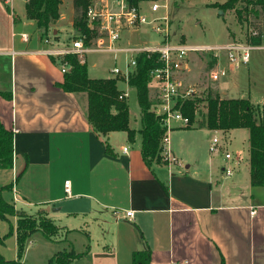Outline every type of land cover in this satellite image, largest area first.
I'll return each instance as SVG.
<instances>
[{
  "label": "crops",
  "instance_id": "1",
  "mask_svg": "<svg viewBox=\"0 0 264 264\" xmlns=\"http://www.w3.org/2000/svg\"><path fill=\"white\" fill-rule=\"evenodd\" d=\"M13 6L0 0V119L14 134L13 166L0 168V186H11L3 191L6 201L28 214L44 212L68 231L75 251L89 246L72 264H133V252L145 245L150 264H264V186L251 182L249 130L243 131V158L228 147L234 131L245 128L226 131V142L219 138L221 149L212 153L205 129L176 124L169 147L177 162L146 163L141 128H134L133 140L127 131L96 132L87 118L86 93L60 87L65 73L48 49L71 46V37L61 33L62 13L54 38L27 18L26 6L23 17L15 0ZM72 18L74 28V2ZM78 35L75 28L71 36ZM228 166L231 175L224 171ZM128 209L133 217H125ZM17 220L0 216L5 260L19 259ZM34 237L21 258L25 263L49 264L66 248L54 237Z\"/></svg>",
  "mask_w": 264,
  "mask_h": 264
},
{
  "label": "trees",
  "instance_id": "2",
  "mask_svg": "<svg viewBox=\"0 0 264 264\" xmlns=\"http://www.w3.org/2000/svg\"><path fill=\"white\" fill-rule=\"evenodd\" d=\"M74 1V25L79 35H87V41L95 31L89 27L86 19L88 0ZM62 0H26L27 18L37 23L43 36H50L53 25L60 18V5ZM223 10L231 9L239 23H247L249 34L246 41L260 43L264 25V0H226L221 4ZM77 12V15H76ZM256 32V34H254ZM58 38V34L52 35ZM76 38L73 37L72 40ZM57 61L55 56H51ZM63 61L69 64L65 72L64 81L60 87L65 91L86 93L88 100L87 118L95 131L106 135L111 131H127L131 140L134 139L136 129L130 126V107L127 96L120 98L122 90L119 88L117 77H91L88 73L87 63L81 62L74 53L67 54ZM158 54L149 56L141 53L137 59V69L129 77V84L137 89L138 102L141 108L142 127V155L146 163L164 162L162 156V139L166 133L162 117L152 111L153 99L150 95L152 70L158 66ZM1 94V93H0ZM205 112L200 119L197 118L199 106L202 101L194 94L184 95L179 99L177 107L184 115L190 118L187 128H193L201 123L214 130L229 131L234 128H247L250 142L251 182L255 186H264V112H260L249 97H226L210 91L205 98ZM107 149L112 151L109 144ZM14 161V134L7 129L0 119V168H10ZM9 185L0 186V216L18 215V260H5L0 254V264H28L21 260L27 246V240L38 230L49 239L54 237L60 229L52 221H45L28 216L17 210L14 205L6 201L3 196ZM44 215V212H38ZM40 221V222H39ZM40 223V224H39ZM74 249L59 251L49 264H72V262L85 254ZM133 264H150L151 249L145 245L136 249L132 256Z\"/></svg>",
  "mask_w": 264,
  "mask_h": 264
},
{
  "label": "built area",
  "instance_id": "3",
  "mask_svg": "<svg viewBox=\"0 0 264 264\" xmlns=\"http://www.w3.org/2000/svg\"><path fill=\"white\" fill-rule=\"evenodd\" d=\"M8 5H13L14 0H4ZM86 9V19L90 28L95 34L88 39L87 35L80 34L72 40L71 46L48 49L51 56L59 58L62 64L61 70L65 73L69 64L63 58L70 53L78 56L81 62H85L88 52H113L118 54L124 52L130 55L129 62L125 69L115 66L112 72L117 75L130 77L137 69V59L141 53L149 56L158 54L160 63L152 70L153 104L152 111L160 115L166 128V133L162 139V156L168 163H176L177 158L172 154L169 147V132L174 125L188 126L190 118L183 114L177 107L179 99L184 95H190L193 89L182 86L181 72L189 68V58L191 53H206L211 59L209 76L217 81L222 77L229 76L242 66L250 63L254 50H264V31L260 34L261 42L252 43L249 41L232 40L220 45H200L188 44L181 41L171 42L170 30L171 20L168 3L160 0H88ZM147 3V7L145 4ZM151 12L152 16L148 14ZM146 27L147 33L152 32L157 38L144 42L119 45L123 34L139 32ZM256 34V32H254ZM22 37L28 40L29 36L24 33ZM48 42L49 39H46ZM221 53L226 55V66L217 68L220 63ZM127 96L126 91H122L120 98ZM220 140L214 137L210 145V151H220ZM126 150L127 147H124ZM225 157L233 160L234 155L226 151ZM227 175L233 174L234 168L228 166L224 168ZM66 191H71L70 180L65 182ZM256 211L253 210L252 214ZM135 211L128 209L125 217H133Z\"/></svg>",
  "mask_w": 264,
  "mask_h": 264
},
{
  "label": "rangeland",
  "instance_id": "4",
  "mask_svg": "<svg viewBox=\"0 0 264 264\" xmlns=\"http://www.w3.org/2000/svg\"><path fill=\"white\" fill-rule=\"evenodd\" d=\"M225 1L226 0H160V2L168 3L169 5L171 42L177 43L181 41L188 44L220 45L231 42L232 40L245 41L251 29H248L247 23L241 24L238 22L233 10L228 9L225 11L222 9L221 4ZM73 2V0H63L62 17L60 20L62 36L71 37L70 44L72 43L71 33L76 28H73L72 24ZM10 6V8L13 7L14 9L13 5ZM25 6L26 3L24 0H15V9L18 16L23 17ZM147 6L146 3L145 7ZM221 11H223V13H221ZM148 14L152 16L150 11H148ZM262 29L264 31V25ZM146 31L147 29L144 27L139 32L123 34L122 41L119 42V45L123 46L128 44V42L137 43L157 38L152 32L147 33ZM52 35L53 31L50 36ZM221 55L220 63L216 65L217 68L225 67L227 64L226 55L224 53H221ZM129 58L130 55L124 52H119L115 57V53L113 52L92 51L86 53L85 62L87 63L88 73L91 77H117L118 85L125 89L123 91L127 92V100L130 107V125L133 126V128L139 129L142 127V121L137 89L129 84V77L125 75L115 76L112 72L115 66L125 69L129 62ZM188 60L189 68L181 72L182 86L193 89L191 93L202 99L197 115L198 119H200L202 113L205 112V98L210 91L219 93L222 96L250 97L256 108H258L260 112H264V50H254L252 52L250 63L240 68L243 69L247 67V71L235 78L232 77L233 72L229 76L222 77L217 81L212 80L209 76L211 59L206 53H191ZM153 94L154 92H152V94L150 93L152 99L154 97ZM193 128L205 129V131H207L205 137L207 140L212 141L214 137L220 138L221 142H226L227 140L228 134L226 135L225 131L210 129L205 124L201 123L200 120ZM243 131L248 132V129H237L234 131L233 143L228 148H230L235 155L238 154L245 158L244 154H246L245 152L247 151L248 139ZM216 152L217 151H215V153ZM23 212L28 216L38 220L40 219V221H51L45 214H28L25 211ZM33 235H35L34 238L38 242H40V237H43L41 230L35 231L30 238ZM55 239L56 241L62 240L66 242V248L64 250L70 251L73 249L68 231L59 229L54 235L53 240ZM7 244L10 245V241H8ZM7 248L9 252L12 251V247ZM77 249L79 250V247H77Z\"/></svg>",
  "mask_w": 264,
  "mask_h": 264
},
{
  "label": "water",
  "instance_id": "5",
  "mask_svg": "<svg viewBox=\"0 0 264 264\" xmlns=\"http://www.w3.org/2000/svg\"><path fill=\"white\" fill-rule=\"evenodd\" d=\"M221 13H223V11H221ZM54 33H56V31H54ZM48 210H50V207H47Z\"/></svg>",
  "mask_w": 264,
  "mask_h": 264
}]
</instances>
